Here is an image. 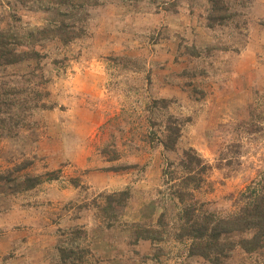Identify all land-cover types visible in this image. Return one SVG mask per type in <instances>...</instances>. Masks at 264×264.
<instances>
[{"label": "rangeland", "instance_id": "374dc122", "mask_svg": "<svg viewBox=\"0 0 264 264\" xmlns=\"http://www.w3.org/2000/svg\"><path fill=\"white\" fill-rule=\"evenodd\" d=\"M228 3L209 25L208 0H0V31L74 32L0 65V264H60L71 235L61 247H82L85 264H211L172 236L183 152L209 165L187 188L203 210L226 216L249 186L264 193V0ZM220 264H264V250L235 246Z\"/></svg>", "mask_w": 264, "mask_h": 264}, {"label": "trees", "instance_id": "16d2710c", "mask_svg": "<svg viewBox=\"0 0 264 264\" xmlns=\"http://www.w3.org/2000/svg\"><path fill=\"white\" fill-rule=\"evenodd\" d=\"M208 2L207 21L209 25L222 22L229 15L230 5L228 0H208ZM66 28L68 27L61 23L60 25L42 27L36 33H20L10 28L0 31V65L19 61L23 53L19 52L18 48L20 45H25V43H31L42 38H58L67 41L73 36L74 32ZM3 105L8 107L11 104L9 101L7 104L0 101V112L4 108ZM5 131L9 132V130ZM166 135L162 141L163 146L169 149L174 148L179 135V126L170 128L169 134ZM190 151L183 152L185 162L180 163L182 167L185 166L188 169V173L182 178L183 188L182 190H175L173 194L180 203H183V207L179 215V222L173 228V234L172 231L168 234H172L177 239H190L188 252L191 255L203 257L211 264H220L235 246H239L247 253L258 250L263 251L264 193L249 186L243 193V201L237 212L226 216H219L203 210L202 205L192 200L193 198L186 200V196L192 195V192L187 188L196 189L200 186L202 181L200 175L209 168V165L194 150ZM24 181L26 187L31 188L38 184L40 180L37 176H26ZM126 197L125 192L111 193L105 196L107 198V208L116 210ZM163 219L161 213L158 218V225L162 227V231H166L163 228L166 226ZM162 233L157 230L145 229L142 232H136V235L144 239L157 240L163 237ZM72 234L74 233L72 232ZM233 234H248V236L232 240L229 235ZM80 238L81 236L71 235L67 241L61 240V243L74 244ZM61 243L58 246L60 264H85L83 260L85 251L82 247L64 250Z\"/></svg>", "mask_w": 264, "mask_h": 264}]
</instances>
